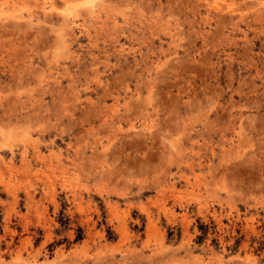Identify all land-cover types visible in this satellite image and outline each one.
<instances>
[{"label":"rangeland","instance_id":"obj_1","mask_svg":"<svg viewBox=\"0 0 264 264\" xmlns=\"http://www.w3.org/2000/svg\"><path fill=\"white\" fill-rule=\"evenodd\" d=\"M97 3L0 0V264H264V0Z\"/></svg>","mask_w":264,"mask_h":264},{"label":"bare ground","instance_id":"obj_2","mask_svg":"<svg viewBox=\"0 0 264 264\" xmlns=\"http://www.w3.org/2000/svg\"><path fill=\"white\" fill-rule=\"evenodd\" d=\"M71 1V0H70ZM85 3L93 10V8L98 4L97 2L99 0H84ZM210 2V1H209ZM65 4V3H64ZM72 4V3H71ZM66 5L65 9L61 10L60 11V14L62 15V18H63V21L66 23V24H72L74 23L75 21L78 20V17H79V14L77 13V10H76V7L74 5ZM84 4V3H83ZM197 4V3H196ZM210 4H213V3H210ZM217 5V3H215ZM230 4V3H229ZM39 5V4H38ZM123 6V5H122ZM212 6V5H211ZM11 7V6H10ZM9 7V8H10ZM55 5L53 4V2L51 1H43L42 5H41V8H42V11L44 13L46 12H52L54 9H55ZM107 7V6H106ZM197 7V6H196ZM38 8V7H36ZM40 8V7H39ZM117 8V7H116ZM211 8H215L214 10H217L218 8L215 7H211ZM1 10V9H0ZM19 10V8H18ZM31 10V9H30ZM220 10V9H219ZM7 11V10H6ZM14 11V10H13ZM39 11V10H37ZM9 12V10H8ZM5 13V12H4ZM9 14V13H8ZM16 15V12L14 13ZM81 14V13H80ZM36 15V14H34ZM57 15V14H56ZM59 15V14H58ZM104 15V14H103ZM17 16H21L23 17L24 14L23 13H18ZM27 16L29 17H32L33 16V13L32 11H30V13L27 14ZM52 16V15H51ZM109 18V17H108ZM26 19V18H25ZM7 20V19H6ZM30 20V19H29ZM55 20V19H54ZM66 31V30H65ZM61 45V44H60Z\"/></svg>","mask_w":264,"mask_h":264}]
</instances>
